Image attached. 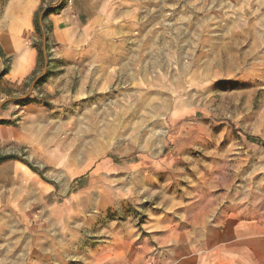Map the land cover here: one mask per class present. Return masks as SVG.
Masks as SVG:
<instances>
[{
	"label": "rangeland",
	"instance_id": "374dc122",
	"mask_svg": "<svg viewBox=\"0 0 264 264\" xmlns=\"http://www.w3.org/2000/svg\"><path fill=\"white\" fill-rule=\"evenodd\" d=\"M9 1L0 0V7ZM62 2L42 0L34 14L33 23H42L43 35L34 29L31 41L43 51L50 47V29L42 14ZM132 3L146 7L148 20L139 44L142 64L136 56L132 60L131 85L120 89L113 84L101 102L92 97L88 106L62 107L58 133L59 140H68L67 154H48L46 160L39 150L32 159L42 178L56 186L55 196L60 177L82 174L77 186L86 184L83 190H71L75 194L70 198L43 203L49 216L39 222L61 229V220L53 222L61 212L70 234L63 243H51L48 237L53 250L40 242L39 264L88 262L110 229L146 236L160 209L159 198H246L241 204L256 205L264 220V146L249 139L264 142V0ZM0 57L1 78L10 58ZM34 79L17 91L5 86L15 93L11 102L17 120L24 112L15 102L35 89ZM20 157L28 160L26 153ZM107 158L116 166L95 175ZM62 159H69L68 170L61 169ZM176 221L184 226L189 219ZM183 248L181 260L186 261L190 252L187 244ZM166 253L172 263V253Z\"/></svg>",
	"mask_w": 264,
	"mask_h": 264
},
{
	"label": "crops",
	"instance_id": "0c3cea01",
	"mask_svg": "<svg viewBox=\"0 0 264 264\" xmlns=\"http://www.w3.org/2000/svg\"><path fill=\"white\" fill-rule=\"evenodd\" d=\"M132 2L64 0L55 10L50 8L44 17L50 29V47L43 51V60L38 55L42 48L31 41L34 14L42 0H10L0 7V56L10 58L9 68L1 74L0 98H15L5 86L17 91L27 80L38 78L35 89L25 94L30 95L15 102L23 106L19 120L13 102L0 109V264H39L40 242L48 250L50 236L51 243L69 241L63 237L69 236L70 228L64 227L61 212L53 220L58 224L61 220V229L44 227L39 218L49 216L42 206L49 198H70L75 194L71 190L85 188L84 183L77 186L82 174L60 177L61 190L55 196L56 186L42 178L32 159L36 161L39 150L46 160L48 154H67L68 140H59L58 133L62 107L88 106L86 100L92 97L101 102L113 84L120 89L131 85L132 60L136 56L142 64L139 44L148 20L146 7ZM21 152L27 154V161L21 159ZM49 158L52 162L53 157ZM61 164L62 170L70 168L69 159H62ZM115 166L107 158L99 163L95 175ZM237 199L240 204L235 203ZM233 200L159 198L161 210L152 216L146 236H135L128 228L110 229V237L96 244L93 259L77 264H264L261 213L256 205L241 204L246 198ZM223 203L226 205L220 206ZM178 219L189 221L183 226ZM183 244L190 252L186 261L181 260ZM167 251L172 253V263L167 261Z\"/></svg>",
	"mask_w": 264,
	"mask_h": 264
},
{
	"label": "trees",
	"instance_id": "16d2710c",
	"mask_svg": "<svg viewBox=\"0 0 264 264\" xmlns=\"http://www.w3.org/2000/svg\"><path fill=\"white\" fill-rule=\"evenodd\" d=\"M48 13H50V9H46V10H45V12H44L42 18L44 19L45 15L48 14ZM43 19H42V20H43ZM33 25H34V29H35V31H36L37 33H39L40 35H43V34H42V23H40L39 21H35V22L33 23ZM44 48H45V50H47V47H44ZM0 54L2 55L1 50H0ZM38 55H39V58H40L41 60H43V57H44V54H43V48L40 49V50L38 51ZM249 139H250L251 141L255 142V143H258V144L264 146V142H263L261 139H259V138H256V137H252V138H251V137H250Z\"/></svg>",
	"mask_w": 264,
	"mask_h": 264
},
{
	"label": "water",
	"instance_id": "95a60500",
	"mask_svg": "<svg viewBox=\"0 0 264 264\" xmlns=\"http://www.w3.org/2000/svg\"><path fill=\"white\" fill-rule=\"evenodd\" d=\"M44 73H45V69L42 71V74L39 76V77H42V75H44ZM38 80V78L32 83V85H31V89H33V87L35 86V83H36V81ZM28 95H26V96H22V97H20L19 99L21 100V99H24L25 97H27ZM9 101H11L10 99H8V100H6V101H3V102H1L0 103V109H1V107L5 104V103H7V102H9Z\"/></svg>",
	"mask_w": 264,
	"mask_h": 264
}]
</instances>
